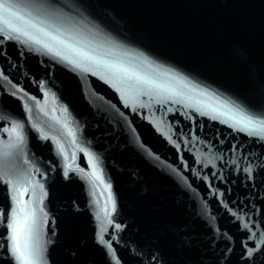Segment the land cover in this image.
Wrapping results in <instances>:
<instances>
[{
  "label": "water",
  "instance_id": "obj_1",
  "mask_svg": "<svg viewBox=\"0 0 264 264\" xmlns=\"http://www.w3.org/2000/svg\"><path fill=\"white\" fill-rule=\"evenodd\" d=\"M251 0H0V264H130Z\"/></svg>",
  "mask_w": 264,
  "mask_h": 264
}]
</instances>
